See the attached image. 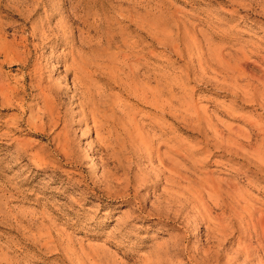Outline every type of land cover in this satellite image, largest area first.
I'll list each match as a JSON object with an SVG mask.
<instances>
[{"label":"rangeland","instance_id":"374dc122","mask_svg":"<svg viewBox=\"0 0 264 264\" xmlns=\"http://www.w3.org/2000/svg\"><path fill=\"white\" fill-rule=\"evenodd\" d=\"M70 50L128 63L130 91L93 78L141 140L176 148V172L118 149L86 155L93 135L70 164L0 96V264H245L234 255L249 236L264 263L235 223L264 211V0H0V83L38 102L37 61L70 87Z\"/></svg>","mask_w":264,"mask_h":264},{"label":"bare ground","instance_id":"6f19581e","mask_svg":"<svg viewBox=\"0 0 264 264\" xmlns=\"http://www.w3.org/2000/svg\"><path fill=\"white\" fill-rule=\"evenodd\" d=\"M40 36L41 35H39V37ZM69 52L72 57L70 64L63 66H65L64 68L65 73L68 76H72L69 82L70 87H68L67 85L68 82L60 81L59 83H57L58 81L54 82L51 79V75L45 76L44 74L46 72L44 70L45 69L47 70V68L45 67L43 68L42 65L37 63V61L34 63V65H32L31 70L29 72V80L34 83L32 84L34 85L32 89L36 93L35 98L38 101V102L35 101L36 103L32 101H28L27 98H26L27 100H25L22 97H20L19 93H17V90L11 88L8 84L3 82L0 83V96L3 98V100L6 101V104L9 105L10 107L16 108L20 112V115L21 114L23 115V117L26 116L23 119L20 118L19 122L22 125L24 124L27 131H30L32 134L46 135L47 133H49L54 135L52 137V142L55 144V152H57V154L62 158V160H65L70 164L79 166L83 164L84 161L87 160L86 158H79L76 156L79 146L75 142L76 140L77 141L86 140L88 137L93 135L92 140L86 142V146H87L86 155L89 154V155L97 156L101 154V152L109 154L112 152L114 153L118 149L119 153L123 154L125 158L135 157V162L137 163L141 160H146L149 163L154 160L161 169L160 170L161 173L167 174L168 178L174 177L176 172V167L178 164L177 162L178 160H176L175 158V156H177L176 148L171 146L167 151V153L164 154L161 152L162 146H160L159 142L156 145V144H152V140H148V141L141 140L142 136L139 133H137L135 129L132 128L131 119L126 107H125L126 111L125 109L121 110V113H123L121 116L119 117L118 115L116 116L114 112L115 103L113 102L110 103L111 96L106 91H100V89L97 87V81L95 80L96 78L95 79L93 78L95 77L94 75L97 74L102 76L104 75L112 76L114 79L113 82L123 86V88L124 87L127 88L128 87L127 80L129 77V73L131 71L128 63L123 60L122 62H119L120 64L116 65V67L111 65V67H109L111 69L109 70L100 63L102 56L101 57L96 55L87 56L80 52L73 53V51L71 50ZM68 55L69 54H67L66 56ZM29 56L30 55H28V57ZM68 57L70 58V56ZM50 73L52 75L57 74L55 73L54 70H51ZM118 75L119 76L122 75V77L119 78ZM122 78H124L127 81V83L123 81ZM141 81L142 80H140V82ZM66 93H71L72 94L71 100L74 99L73 109L71 108L72 111L67 114L61 112L60 109L61 104L59 103L60 101H58L59 98L58 95L60 94L64 95ZM138 96L141 99L140 101L145 100V96L143 95H138ZM29 100L32 99L30 98ZM66 107H68V105ZM139 142H141L140 150L138 148ZM256 156L258 157V154ZM117 157H119V154L113 156L114 159H116ZM98 160L100 161L102 166L103 164H107L106 161L103 162L104 160H102V158H98ZM262 160H264V158H262ZM262 160L260 163L264 162ZM262 164L260 165L262 166ZM139 173H141V171ZM145 184L148 185L147 183ZM249 209L247 211H244L243 209L242 211H244L245 213L243 212L242 214L241 212L242 215L240 216L239 214H236L237 215L236 216L237 220L235 222L236 226L242 228L243 233L245 232V229L250 228V234L255 238V241L257 243L256 249L264 251V211L254 207H252L250 211ZM216 221L219 222L218 220ZM217 222H215V224L216 226L219 224V226H217L216 228H219L220 229L219 231L221 232L222 230H224L223 229L224 226H222L221 223H217ZM251 238L252 237L249 236L247 239L245 240L243 239V242L245 241L246 243H243L241 245L237 244L238 249L236 250L234 255L235 261H238L242 257H243V262L245 264H250L251 261L253 260H257V262L259 261L256 252L254 251V248L251 246L250 243ZM202 254L204 255V252ZM258 264H264V263L258 262Z\"/></svg>","mask_w":264,"mask_h":264}]
</instances>
